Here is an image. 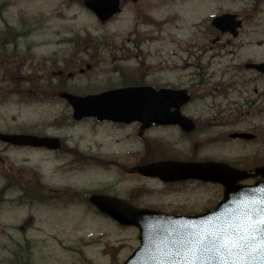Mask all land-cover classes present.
Listing matches in <instances>:
<instances>
[{"label": "rangeland", "instance_id": "1", "mask_svg": "<svg viewBox=\"0 0 264 264\" xmlns=\"http://www.w3.org/2000/svg\"><path fill=\"white\" fill-rule=\"evenodd\" d=\"M77 1L0 0V43L6 34L15 33L6 49L24 60L15 73L0 71V131L61 137L66 146H78V151L89 153L85 157L92 151L98 152L94 155H108L114 150L117 156L110 157L107 162H112L107 166L115 163L124 170L112 167L102 172L75 163L79 160L76 156L56 158L29 150L6 151L0 145V172L2 162L8 158L7 169L16 178L20 175L19 184L26 185L35 177L45 190L57 191L56 187L50 188L52 182L59 177L62 180L64 174H73L77 187L95 191L94 195L110 192L112 188L106 184H120L117 189L120 191L147 187L153 196L146 193L140 202L161 212L198 214L213 207L222 196L218 185L188 183L175 192L125 170L123 164L134 165L150 139H154L151 150L156 154L171 152L169 140L176 143L174 147L184 159L191 157V140L202 136L223 139L197 148L192 157L198 159H239L252 152H263L260 140L264 133L250 143L226 140L224 136L248 130L257 134L256 129L264 126V117L254 118L252 114L264 108V79L241 69L247 59L264 60V1L258 4V0H137V3L121 0V13L105 25H100ZM142 13L158 24L149 23ZM224 13L237 14L243 26L238 38H230V44L221 49L211 44L217 33L211 31L210 22ZM86 37L88 40H84ZM70 54L87 59L86 63L95 67L68 81L69 91L89 94L114 89L121 85L118 68L132 74L138 67H147L150 68L147 83L158 80L186 89L193 96L182 112L196 121L198 134L182 141L180 130L157 128L139 138L137 125L111 127L95 125L90 120L73 125L68 121L70 109L63 102L21 103L19 94L13 97L6 94V87L16 83L22 85L17 90L23 89V94L33 93L23 81L31 74V67L41 63L50 70L63 68ZM90 56L92 61L88 59ZM196 66L203 76L194 80L191 74ZM17 77L22 81H17ZM209 120L215 124L205 125ZM130 152L135 157L124 159ZM238 164H242L239 165L242 169L256 165L254 161ZM17 195L10 192L0 196V264H122L139 245L137 229L119 227L85 206L62 211L35 204L28 212L26 206H18ZM28 215L31 224L25 227ZM108 250L116 251L115 261L105 252Z\"/></svg>", "mask_w": 264, "mask_h": 264}, {"label": "water", "instance_id": "2", "mask_svg": "<svg viewBox=\"0 0 264 264\" xmlns=\"http://www.w3.org/2000/svg\"><path fill=\"white\" fill-rule=\"evenodd\" d=\"M84 5L104 23L119 12L118 0H91ZM224 16L214 20L218 28L233 30L238 24ZM264 72V66L258 67ZM146 90L123 89L99 96L76 98L62 95L73 108V118L94 117L98 121L143 123V129L153 122L176 124L190 131L189 120L178 109L189 101L184 92L145 96ZM152 93V92H150ZM156 95V94H153ZM175 108L174 114L166 110ZM231 135L230 138H246ZM0 140L15 146L54 148L55 140L33 136H0ZM139 174L157 177L163 182L200 180L219 183L225 188L223 201L215 212L196 218H174L158 213L135 211L119 201L93 197L91 202L120 225L137 226L141 247L126 264H264V224L253 220L264 216V187H239L244 173L221 164L158 163L138 169ZM264 176V168L256 171ZM125 206V207H124Z\"/></svg>", "mask_w": 264, "mask_h": 264}, {"label": "flooded vegetation", "instance_id": "3", "mask_svg": "<svg viewBox=\"0 0 264 264\" xmlns=\"http://www.w3.org/2000/svg\"><path fill=\"white\" fill-rule=\"evenodd\" d=\"M230 42H231L230 38L225 41V43L227 44H230ZM2 146L4 147V150L6 151H9L11 149H16V150L27 149V148H13L8 145H2ZM64 150H65L64 146H61L60 150L55 151V152H50L44 149H40L39 151L43 153L59 155V154H62ZM259 160L261 161V163L264 162V154H263V157L259 158ZM7 161H8V158L4 159V161L2 162L3 171L0 172V181L2 182V189H1L2 193L4 194L10 193V192L18 193L17 197L19 200H22L24 198L33 199L32 196H35L36 200H28L31 203H33L34 201H38L39 203H42V204H48V203L53 204L52 201H56L55 203L56 206L59 204H62L63 207H66L72 204L71 202L72 195L66 191H64L61 194H57V195L54 194L52 190H48L45 192L44 187L41 185V183L40 182L33 183L32 179H30L29 182L26 183V185L22 183L19 184L18 180H19L20 175L16 178V176L10 173V169H7ZM29 183H33L32 187L33 188L35 187V190L28 189L27 185H29ZM185 184L186 183H182V184H176L172 186L174 187L184 186ZM166 187H169L170 189L171 186H166ZM133 197L140 198L139 195H134L129 198L130 202H133L134 200Z\"/></svg>", "mask_w": 264, "mask_h": 264}, {"label": "bare ground", "instance_id": "4", "mask_svg": "<svg viewBox=\"0 0 264 264\" xmlns=\"http://www.w3.org/2000/svg\"><path fill=\"white\" fill-rule=\"evenodd\" d=\"M263 1H264V0H258V4H261ZM113 168L117 169V167H113ZM62 180H63V179H62ZM62 180H61V178L59 177V178L55 179L54 182H58V183H59V182H61ZM153 183H155V182H153ZM72 186L76 189L77 192H81V191L83 190V188H81V187H77V185H76V183H75L74 181L72 182ZM118 188H120V185H119V184H118ZM120 190H121V189H120ZM120 190H119V191H120Z\"/></svg>", "mask_w": 264, "mask_h": 264}]
</instances>
